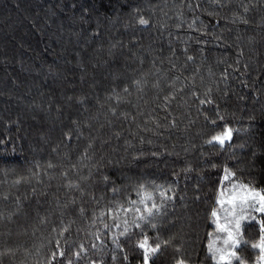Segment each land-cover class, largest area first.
I'll return each instance as SVG.
<instances>
[{
  "label": "trees",
  "instance_id": "obj_1",
  "mask_svg": "<svg viewBox=\"0 0 264 264\" xmlns=\"http://www.w3.org/2000/svg\"><path fill=\"white\" fill-rule=\"evenodd\" d=\"M241 184L264 191V0H0V264H143L144 235L150 264H216ZM140 185L158 215L105 229Z\"/></svg>",
  "mask_w": 264,
  "mask_h": 264
},
{
  "label": "snow or ice",
  "instance_id": "obj_2",
  "mask_svg": "<svg viewBox=\"0 0 264 264\" xmlns=\"http://www.w3.org/2000/svg\"><path fill=\"white\" fill-rule=\"evenodd\" d=\"M140 22L147 23L143 18H141ZM135 83L139 85L140 81H136ZM125 91H127V87L125 88ZM117 99H119V97H117ZM165 99H167V97H165ZM113 111H115V109H113ZM231 137L232 129L227 128L224 132L214 135L209 143L218 141L220 144H224L225 141L231 139ZM157 190H159L161 198L160 204L156 203ZM233 192L234 194L227 201V203L231 205V208L225 209L226 214L230 215L231 219L221 223L216 211L213 210L212 215L216 217L217 229L226 235L223 237L222 246H216L210 242L208 251L216 264H233L234 261H239V264H248V262L240 255L238 247L247 243L244 239V224L242 222L252 221L258 224L260 233L259 242L253 243L252 245L254 249H259V255L256 258L255 264H264V191H257L249 185L241 184L239 191H236L234 188ZM168 198L167 190L164 189L162 185L154 186L151 192L148 191L147 186L140 185L138 188V199L129 200L128 207L126 208L121 205L119 208L115 209L113 223L111 225L105 224L104 228L108 229L110 227H115L117 232L124 236L128 235L130 227L142 229L144 222L151 223L153 218L158 215L160 209L163 207L164 201ZM219 203L224 204L225 202L220 200ZM109 211L113 210L110 209ZM120 211L125 213V217L122 221V231L121 221L118 216ZM128 214H131L133 217L131 221L128 219ZM256 214L261 215L257 216ZM153 227H155L154 224ZM218 239H220V237H218ZM113 242L117 244V247L121 246L116 240L115 234L113 236ZM163 243L167 245L169 241H164ZM137 244L138 247L143 250V264H150L151 258L161 249V243H151L147 235H144L143 239L139 240ZM57 245L59 246V241L57 242ZM80 248L83 249L84 245L81 244ZM59 256H65L64 249L60 250ZM75 256L79 258L80 252H75ZM56 257L57 253L53 252L51 257L46 260V264H52V262L56 260ZM113 258L115 259V257ZM60 264H63V261H61ZM67 264H73L72 259H68ZM93 264H95V262H93ZM177 264H187V262L184 259H180L177 261Z\"/></svg>",
  "mask_w": 264,
  "mask_h": 264
},
{
  "label": "rangeland",
  "instance_id": "obj_3",
  "mask_svg": "<svg viewBox=\"0 0 264 264\" xmlns=\"http://www.w3.org/2000/svg\"><path fill=\"white\" fill-rule=\"evenodd\" d=\"M236 189V191H239L240 189V185L236 186V187H233L231 188L230 190H226L224 191L223 195H222V200L225 202L224 204H220V211H219V214L217 213V216L219 217L220 219V222L221 223H224L226 220L228 219H231L230 215L226 214V211L225 209H230L231 208V205H229L227 203V201L231 198V196L234 194L233 192V189ZM216 219V217H215ZM244 222V221H243ZM226 234L221 232L219 230L218 234H217V240H218V243L220 244V246H222L223 244V237L225 236ZM218 237H220V239H218Z\"/></svg>",
  "mask_w": 264,
  "mask_h": 264
}]
</instances>
